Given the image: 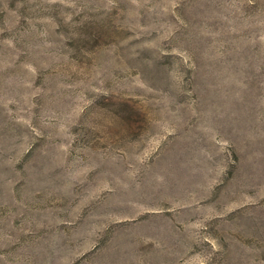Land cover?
<instances>
[{
    "label": "rangeland",
    "instance_id": "obj_1",
    "mask_svg": "<svg viewBox=\"0 0 264 264\" xmlns=\"http://www.w3.org/2000/svg\"><path fill=\"white\" fill-rule=\"evenodd\" d=\"M0 264H264V0H0Z\"/></svg>",
    "mask_w": 264,
    "mask_h": 264
}]
</instances>
